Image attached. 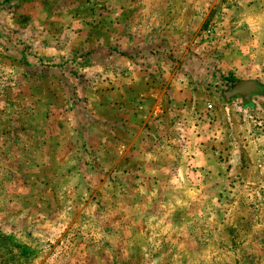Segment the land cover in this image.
Returning a JSON list of instances; mask_svg holds the SVG:
<instances>
[{
    "label": "rangeland",
    "instance_id": "374dc122",
    "mask_svg": "<svg viewBox=\"0 0 264 264\" xmlns=\"http://www.w3.org/2000/svg\"><path fill=\"white\" fill-rule=\"evenodd\" d=\"M0 264H264V0H0Z\"/></svg>",
    "mask_w": 264,
    "mask_h": 264
},
{
    "label": "water",
    "instance_id": "95a60500",
    "mask_svg": "<svg viewBox=\"0 0 264 264\" xmlns=\"http://www.w3.org/2000/svg\"><path fill=\"white\" fill-rule=\"evenodd\" d=\"M254 82L253 81H239L233 88H231L227 93V97L241 95L248 99L250 94L254 90Z\"/></svg>",
    "mask_w": 264,
    "mask_h": 264
},
{
    "label": "trees",
    "instance_id": "16d2710c",
    "mask_svg": "<svg viewBox=\"0 0 264 264\" xmlns=\"http://www.w3.org/2000/svg\"><path fill=\"white\" fill-rule=\"evenodd\" d=\"M233 80H235V82L238 81V80H236V79H233Z\"/></svg>",
    "mask_w": 264,
    "mask_h": 264
}]
</instances>
